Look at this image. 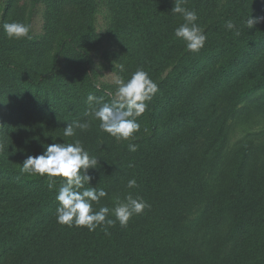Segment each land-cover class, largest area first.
<instances>
[{
  "label": "trees",
  "instance_id": "trees-1",
  "mask_svg": "<svg viewBox=\"0 0 264 264\" xmlns=\"http://www.w3.org/2000/svg\"><path fill=\"white\" fill-rule=\"evenodd\" d=\"M108 1L103 32L94 28L93 0H27L24 19L11 15L14 0L4 3L0 264H264V21L243 23L251 13L264 17V0H186L207 36L196 53L174 36L183 23L174 0ZM38 3L46 6L43 34L5 38L2 25H30ZM104 38L117 45L123 78L143 68L159 91L137 118L134 140H115L98 121L62 137L68 122L89 120V93L111 102L89 72L90 52ZM248 123L236 136L235 126ZM74 139L98 158L85 187L109 193L94 210L129 191L150 205L127 227L117 221L106 235L58 224L60 178L49 189L46 176L21 172L44 145ZM132 178L138 187L127 189Z\"/></svg>",
  "mask_w": 264,
  "mask_h": 264
},
{
  "label": "clouds",
  "instance_id": "clouds-1",
  "mask_svg": "<svg viewBox=\"0 0 264 264\" xmlns=\"http://www.w3.org/2000/svg\"><path fill=\"white\" fill-rule=\"evenodd\" d=\"M186 0H174L171 11L183 19L178 27L174 29V36L184 42L188 52L196 53L204 47L207 36L203 28L197 23L199 17L197 12L184 7ZM264 21V17H253L252 13L243 21L248 29L255 24ZM4 37L8 40L30 39V25L22 22H5L3 25ZM228 30L236 29L232 21L226 22ZM239 34V29H236ZM119 72L126 71L124 64L118 65ZM115 92L111 102H105L103 97L89 93L87 96L88 110L85 116L88 121L81 122L73 120L64 127L62 137H76L77 129L85 131L91 127L92 121H98L100 132L107 133L117 141L136 139L135 133L140 132L138 117L142 116L148 108V103L159 91L158 84L149 76L143 68L132 72L130 77L125 79L117 74L113 77ZM55 141L56 137H52ZM128 150L135 152L137 145L128 144ZM44 150L38 155H28L23 163L21 172L28 175L46 176L49 180V189L56 183V177L60 178V187L56 194L58 205L56 207V222L68 227L87 228L88 231H95L101 227L105 234L108 227L114 226L116 222L124 228L128 226L133 216L140 215L150 205L139 195L133 196L127 192L121 196H113L112 207L102 205L94 210L93 205H100L102 198L109 196L103 188L85 187L91 185L92 177L88 174L90 168H96L98 158L90 156L83 143L74 139L72 143H51L43 146ZM3 145H0V150ZM133 165L129 164V167ZM135 178L129 179L127 189L137 188ZM115 217L112 219L110 217Z\"/></svg>",
  "mask_w": 264,
  "mask_h": 264
},
{
  "label": "rangeland",
  "instance_id": "rangeland-1",
  "mask_svg": "<svg viewBox=\"0 0 264 264\" xmlns=\"http://www.w3.org/2000/svg\"><path fill=\"white\" fill-rule=\"evenodd\" d=\"M6 0H0V16ZM94 2V28L98 32L105 31L112 19V8L108 0H93ZM27 0H14L11 15L16 19H24L26 17ZM46 6L38 3L35 7L30 21V29L33 37H40L44 32ZM117 45L114 41L104 38L90 52L91 61L89 72L93 78V82L98 87L106 90L108 93L115 92V85L112 82L113 77L119 72L115 54ZM247 128V129H246ZM249 130L247 125L237 124L234 133L239 136L243 131ZM235 138H233L234 140Z\"/></svg>",
  "mask_w": 264,
  "mask_h": 264
}]
</instances>
